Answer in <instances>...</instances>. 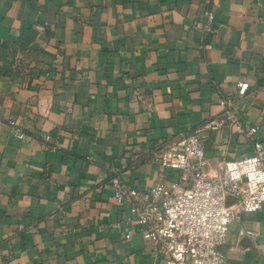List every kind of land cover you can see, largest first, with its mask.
Masks as SVG:
<instances>
[{
    "label": "crops",
    "instance_id": "0c3cea01",
    "mask_svg": "<svg viewBox=\"0 0 264 264\" xmlns=\"http://www.w3.org/2000/svg\"><path fill=\"white\" fill-rule=\"evenodd\" d=\"M220 97L264 146V0H0V264H164L114 184L177 181L152 158L197 132L210 178L251 156L246 133L206 127ZM242 231L264 234V208L221 248L226 264H264L263 238Z\"/></svg>",
    "mask_w": 264,
    "mask_h": 264
},
{
    "label": "built area",
    "instance_id": "2783aa9c",
    "mask_svg": "<svg viewBox=\"0 0 264 264\" xmlns=\"http://www.w3.org/2000/svg\"><path fill=\"white\" fill-rule=\"evenodd\" d=\"M209 22L214 20L208 14ZM248 82L238 84L239 98L247 95ZM226 113L210 120L206 127L221 131L229 124L252 140L251 156L227 162L218 178H210L205 147L200 134L183 136L168 148L156 153L152 161L179 175L177 181L161 183L147 192L128 188L122 181L114 184L116 200L130 203L134 225L145 241L155 242L168 256L164 264H226L221 250L230 227L242 220L243 214H255L264 208V146L255 139L257 128L246 130L235 112L234 100L217 98ZM52 98L43 97L38 114L46 119L53 113ZM15 135L25 134L15 120L9 122ZM51 138L47 137V141ZM229 197L237 200L229 207ZM240 236L253 239L264 234L242 231ZM127 240L131 235H127Z\"/></svg>",
    "mask_w": 264,
    "mask_h": 264
}]
</instances>
